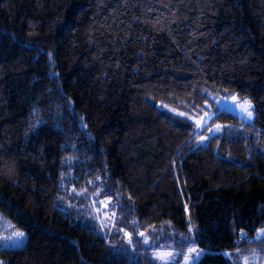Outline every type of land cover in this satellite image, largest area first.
<instances>
[{
    "label": "trees",
    "instance_id": "16d2710c",
    "mask_svg": "<svg viewBox=\"0 0 264 264\" xmlns=\"http://www.w3.org/2000/svg\"><path fill=\"white\" fill-rule=\"evenodd\" d=\"M0 212L28 236L7 264L264 252V0H0Z\"/></svg>",
    "mask_w": 264,
    "mask_h": 264
},
{
    "label": "rangeland",
    "instance_id": "374dc122",
    "mask_svg": "<svg viewBox=\"0 0 264 264\" xmlns=\"http://www.w3.org/2000/svg\"><path fill=\"white\" fill-rule=\"evenodd\" d=\"M249 104L250 108L249 111L252 113V118H247V112L243 111L241 108V105L243 104ZM219 104L222 109H226L232 112H235L237 114H240L243 116L246 120H252L254 117V110L253 106L250 101L248 100H240L238 96H232L230 98H220ZM215 116V112L213 110L207 111L202 117L196 118L197 126L199 124V129L203 130L205 126L210 122V120ZM210 136L214 135L222 130V127H220L219 131H216V126L211 129ZM209 139V135H204L200 138V144L205 145ZM89 207L87 208V215L91 217V219H94L98 224L102 225L104 228H112L115 224V220L117 218V207L114 203H112V200L110 198H97V196H90L89 198ZM15 231H22L24 232V237L20 238L19 242L17 241V238L13 237V233ZM0 237H13L12 240H0V251L4 249H12V248H19L23 247L27 243V232L26 230L20 228L14 221H12L10 218L6 217L3 213L0 212ZM195 249L201 250L199 247H193ZM192 249V248H191ZM165 251V252H171L174 254V258L170 259L169 262H175V254L173 248L170 247H164L160 248L156 252ZM233 252L228 251L227 255L231 259V261L234 264H245V261H247V264H264V252H254L252 254H246L244 256H240L237 260V256H235ZM191 255L195 256L196 253H189L186 252L184 254V258L181 260V264H193L197 260H187L185 259L186 256ZM155 256V255H154ZM242 257V258H241ZM242 260V261H241ZM0 261L3 262V264H7V260L0 256ZM162 262V261H161Z\"/></svg>",
    "mask_w": 264,
    "mask_h": 264
},
{
    "label": "snow or ice",
    "instance_id": "6c2138e0",
    "mask_svg": "<svg viewBox=\"0 0 264 264\" xmlns=\"http://www.w3.org/2000/svg\"><path fill=\"white\" fill-rule=\"evenodd\" d=\"M241 108H242L243 111L247 112V118L251 119L252 118V113H251V111H249L250 105L246 103V104L241 105ZM180 115H183V113H181ZM198 126H199V124H198ZM220 127H221L220 125H217L216 126V131H219ZM210 131H212V130L210 129ZM24 235L25 234L22 231H15L13 233V237L17 238L16 242H19L20 238H23ZM140 235H143V233H141ZM13 237H0V240H4V239L12 240ZM261 238H264V229H261L258 232L257 237H256V239H261ZM129 242H131V241H129ZM145 242L147 243V238L145 239ZM189 253H196V255L194 257L191 256V255L186 256L185 257L186 261L187 260H198L199 256L202 254V250H198V249L192 248V249H189ZM154 255H155V257L158 260L162 261L163 264H168V261L170 259L174 258V254L173 253L165 252V251L156 252V253H154ZM0 264H3V262L0 261ZM245 264H247V261H245Z\"/></svg>",
    "mask_w": 264,
    "mask_h": 264
},
{
    "label": "built area",
    "instance_id": "2783aa9c",
    "mask_svg": "<svg viewBox=\"0 0 264 264\" xmlns=\"http://www.w3.org/2000/svg\"><path fill=\"white\" fill-rule=\"evenodd\" d=\"M260 230H261V229H260ZM260 230H259V231H260ZM256 237H257V235H256Z\"/></svg>",
    "mask_w": 264,
    "mask_h": 264
}]
</instances>
